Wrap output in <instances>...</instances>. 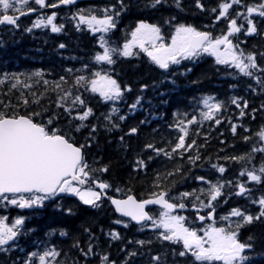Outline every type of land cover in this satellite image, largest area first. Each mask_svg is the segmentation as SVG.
Instances as JSON below:
<instances>
[{
    "label": "snow or ice",
    "instance_id": "snow-or-ice-1",
    "mask_svg": "<svg viewBox=\"0 0 264 264\" xmlns=\"http://www.w3.org/2000/svg\"><path fill=\"white\" fill-rule=\"evenodd\" d=\"M75 3L76 0H0V28L14 32L21 27V17L39 12L23 30L30 33L33 29L46 28L51 33H60L65 25L55 22L58 9L61 6H74ZM167 3L168 0H115L101 8L76 9L70 18L76 30L86 28L89 33L95 34L98 45L88 61H81L79 68L64 69L67 76L61 75L53 81L44 79L40 69L30 73H5L0 76V84L7 82L10 86L9 93L5 95H9L12 90L19 92L15 104L0 101L3 104L0 107V205L35 210L43 207L46 201L51 202L53 198L60 201L75 197L84 207L77 209L72 205L66 207L61 203L55 204L62 213L73 217L77 210L99 212L107 200L120 217L112 223L122 224L126 229L134 221L139 226L138 231L143 232L146 228L152 230L147 239H133L125 243L115 229H101L100 234L108 238L109 245L112 241L121 242L118 251L122 258L117 260L109 251L101 249L99 236L92 232L91 227H84L82 224L81 229L71 236V249L81 257L79 261L73 260L72 264H88L89 259L96 264H251L253 238L249 236L247 240L241 241L239 235L254 222L264 223V193L254 197L252 193L255 188L248 186V182H253L254 185L264 184V158L258 166L254 160L257 153L264 154V124L254 133L260 147L253 145L247 153L223 158L243 163L235 180L225 181L218 177L213 182L204 176H196L195 180L207 187H200L198 191L192 189L191 192H180L176 196L172 195L177 183L175 176L180 174L183 179L191 169L184 172L177 165L171 171L157 170L147 198L138 199L131 188L122 190L120 187L115 191L121 193L123 198H115L107 195L112 185L99 178L108 172L111 162L101 164L99 159L89 162L87 158L86 150L98 142V133L102 129L106 133L121 132L118 145L126 153L129 145L125 138L138 137L140 126L147 123V120L142 119L128 127L126 132L123 131L122 124L141 106L142 93L150 85L140 83L138 91L141 95H136L133 102L127 104L124 114H120L122 108L118 105L126 103V94L132 92L130 84L121 83L118 75L113 72L120 58H139L143 54L149 65L163 77V80L152 82L151 87L155 90L164 81L175 86L177 77L186 78L193 71V67H184L181 62L195 65L206 54L214 59V65L234 69L258 86L248 84L246 90L253 94L259 91V94L264 95V64L258 63V58L264 60V52L257 53L254 49L246 52L240 47L242 41L233 42L238 33H243L245 37L256 35L264 39V31L258 28L255 20L256 17L264 18V0L247 4L244 0H218L216 6L210 8H206L202 0H194L192 6L195 10L213 14V25L222 19L227 22L226 30L219 34L214 35L209 31L208 25H204L202 30L194 23L180 22L177 16L172 15L164 17L163 24L151 23L143 18L136 19L134 26H127L130 31L124 30L125 38L122 43L111 41V35L118 28L122 14L129 13L132 9L155 12ZM172 6L178 12L185 10L183 0H172ZM234 7L237 10L229 18L230 9ZM43 9L52 11L45 14L40 11ZM237 18L240 19L239 23ZM164 26H168V33L164 32ZM3 44L4 41L0 40V46ZM65 47L64 43L57 45L58 49ZM174 68L183 70L174 71ZM202 78H206L205 73H201L191 83L198 84ZM41 81L43 88L39 94L31 91L32 85H39ZM22 89L28 90L27 95ZM52 93L55 94V99H49V104L54 103L55 107L42 105L41 98H48ZM166 94L167 91L158 93L160 97ZM97 97L98 103L111 107L102 114V122L98 118L89 125L88 121L95 115L90 104ZM195 99L196 104L191 112L172 113L173 119L168 128L177 133L174 142L164 137L157 141L158 129H152L151 139L142 144L132 163L134 172L146 170L148 162L153 161L154 157L163 156L172 160L176 156L183 157L185 153L188 154L187 163L196 166L201 160L197 149L204 145H197L195 138L187 142L190 127L214 120L224 110V104L212 95H201ZM229 102L239 109V117L248 114V100L233 96ZM166 103L168 101L160 100V104ZM30 106H36L39 110L28 111ZM261 109L264 110V103L261 104ZM256 111V108L252 109L253 114ZM220 122V119H215L216 124ZM82 130H86L87 135L81 141L77 137ZM231 131L236 133L237 124L231 125ZM244 131L248 132L249 129L245 128ZM242 139L249 142L252 137L245 135ZM160 143L164 146H158ZM145 153L151 154L144 159L142 156ZM204 159L210 160L209 157ZM210 167L216 172L225 173V167L221 164L210 163ZM245 176L247 179L242 180ZM225 188L230 189L228 196L234 194L245 197L246 205L231 208L217 221L214 214L220 199H228V196H224ZM233 188L234 193L231 191ZM189 201L197 212L195 219L202 222L203 227L189 224L185 216L174 214V210L185 209ZM148 205H158V215H151L146 210ZM252 205L257 206L255 213L251 210ZM201 210H207V215H200ZM26 219L25 216H18L9 224L5 217L0 216V264H8V254L17 248L18 237L26 234ZM55 231L57 230L52 229L45 236L50 237ZM59 235L67 237L69 233L59 229ZM81 236H86L87 239L81 240ZM40 244L42 250L29 251L23 264H68L67 253L61 258L62 250L49 240H42Z\"/></svg>",
    "mask_w": 264,
    "mask_h": 264
},
{
    "label": "trees",
    "instance_id": "trees-1",
    "mask_svg": "<svg viewBox=\"0 0 264 264\" xmlns=\"http://www.w3.org/2000/svg\"><path fill=\"white\" fill-rule=\"evenodd\" d=\"M114 2L115 0H89L80 1L75 3L74 6H61L58 9V17L55 21L58 24L65 25L64 30L60 33H51L46 28L33 29L30 33L25 32L23 30L24 27L29 26L32 20L40 14L39 12L21 17V27L14 32H7L5 29L0 28V40L4 41V44L0 46V76L5 73H30L36 69H40L44 74V79L53 81L57 80L61 75L67 76L64 69L81 67V61H88L98 49V45L95 42V34L89 33L86 28H83L81 31L76 30L70 19L73 11L89 7L101 8ZM202 2L206 8H210L215 7L218 0H202ZM254 2H257V0H244L245 4ZM192 5H194V0H183L185 10L178 12L172 6V0H168V3L163 5L159 11L132 9L129 13L122 14V18L118 22V28L111 35V41L116 44L122 43L125 38L124 30L130 31V27L127 26H134L136 19L143 18L151 23L163 24V18L172 15L177 16L180 22L187 21L194 23L202 30L204 25H208V30L212 31L214 35L219 34L222 30H226L227 22L225 20L222 19L213 25L212 20L214 16L212 13H201L199 10H195ZM235 10H237L235 7L230 9L229 18L235 14ZM40 11L50 14L52 9ZM237 20L239 23L240 19L237 18ZM255 20L258 28L264 31V18L256 17ZM168 31V26H164V32L168 33ZM241 41L243 43L240 44V47L246 52L253 49L257 53L264 52V39L260 36L245 37L243 33H238L233 38V42L238 43ZM60 43H64L66 47L58 49L57 45ZM181 63L184 67H193L192 73L186 78L177 77L175 86L171 85L169 81H164L162 84H158L155 90L151 87L152 82L154 80H163V77L149 65L147 58L143 54H140L139 58H120L114 66L113 72L118 75L120 82H127L132 88V92L125 96L126 103L118 105L122 108L120 114H124L127 110V104L132 103L136 95H141L138 91L140 83L148 84L150 87L142 93L143 100L141 106L135 113L130 114L126 123L122 124L123 131L126 132L128 127L136 124L138 121L142 119L147 120L145 125L140 126V135L138 137L125 138V142L129 145L126 153L118 145V138L122 133L119 131L106 133L103 129L98 133V142L86 150L89 162L94 159H99L101 164L111 162L108 172L99 177L112 185L107 193L108 196L123 198L121 193L115 191L117 187H120L122 190L131 188L133 194L138 199L142 197L147 198L149 191L152 190V180L156 171H171L177 165H180L184 172H188L189 169L191 171L183 179H181L180 174L175 176L177 183L172 192L173 196L178 195L180 192H191L192 189H197L198 191L200 187H207V185L197 182L195 180L196 176H204L213 182L218 177H222L225 181L235 180L240 168L244 166L243 163L230 162L223 158L247 153L253 145L256 147L261 146L254 133L264 124V110L261 109V104L264 103V95L259 94V91L253 94L250 90H246L248 84H252L258 88L255 82L239 75L234 69L225 68L223 65H214V59L206 54L195 65L186 61H182ZM258 63L264 64V60L258 58ZM104 67L107 66L105 65ZM175 70L182 71L183 69L174 68ZM201 73H205L206 78H202L198 84H192L191 81L197 79ZM28 82L32 83L31 81ZM229 85H235V87H229ZM9 87L7 82L0 84V101L4 104H15L19 92L12 90L9 95H5V93H9ZM42 88L43 84L41 81L39 85L33 84L31 91L39 94ZM22 91L27 95V89H22ZM166 91L167 94L163 97L158 95V93ZM201 95H212L219 101H222L224 110L215 118L220 119L221 122L219 124H216L214 119L212 121L197 123L190 127V137L187 142H191V139L195 138L197 145H204L203 148L197 149L201 160L197 162L196 166L193 167L187 163L188 154L185 153L183 157L176 156L172 160H168L163 156L154 157L153 161L148 162L146 170L134 172L132 163L135 160V156L139 153L142 144L151 139L152 129H158L156 133L157 141L161 137H164L165 139L170 138L174 142L177 133L174 129L168 128V124L173 119V111L191 112L196 104L195 98ZM233 96H240L248 100V114L244 117H239V109L229 102ZM49 99L54 101L55 94H49L48 98L42 97L41 104L54 108V103L49 104ZM161 99L168 101V103L160 104ZM97 101L98 97L97 100L91 101L90 106L93 107L95 115L88 121L89 125L96 122L98 118L102 122V114L108 111V107H111V105L105 106L102 102L98 103ZM2 106L3 104H0V107ZM253 108L257 109L254 114L252 113ZM37 110L39 109L36 106H30L28 109V111ZM20 111L23 114V107H21ZM233 123L237 124L235 134L231 131ZM245 128H248L249 131L245 132ZM197 129H199V132H197ZM86 135V130H82L77 138L82 141ZM245 135L252 137L251 141L245 142L242 139ZM221 141L224 143H221ZM158 146L163 147L164 144L160 143ZM221 149L223 151H220ZM150 154L145 153L142 158L146 159L147 155ZM205 157H209L210 160L204 159ZM262 158H264V154L262 153L255 155L254 160L257 166L260 164ZM210 163L223 165L225 173L216 172L215 169L210 167ZM241 179L246 180L247 177L245 176ZM248 186L255 188V191L252 193L254 197L260 193H264V184L254 185L253 182H248ZM229 191L230 189L225 188L224 196H228ZM231 191L234 193L235 189L233 188ZM57 203H61L66 207L72 205L77 209L84 207L80 205L75 197L60 201L53 198L51 202L46 201L43 207L35 210L20 209L11 205L7 207L0 205V216L5 217L7 223L11 224L13 219L18 216L27 217L24 224V233L26 234H21L18 237L17 248L8 254L10 256L8 264H14V262L15 264H23V259L29 251L42 250L40 242L45 239L62 250L61 258H64V254L67 253L68 264H72L73 260H81L78 253L71 249V236L81 229L82 224L84 227H91L92 232L99 236L101 249L109 251L112 257L117 260L122 258L118 251L121 247V242L112 241L109 245L107 243L108 238L100 234L101 229L104 231L115 229L120 233L125 243L133 239H147L152 234V230L147 228L143 232L138 231L139 226L132 222H130V226L126 229L122 224L112 223V221L120 217L107 200L104 201V206L99 212L95 210H77L76 215L73 217H69L57 209L55 207ZM245 205V197H237L233 194L228 196L227 200L220 199V204L214 215L218 221L219 217L227 213L231 208ZM186 208L181 213L186 217L187 222L197 227H203L195 219L197 212L196 210H191V201L188 202ZM251 210L255 213L257 206L252 205ZM159 211L160 209L157 207L149 208L151 215H158ZM199 214L206 216L207 210H201ZM28 229H32L33 231L28 232ZM52 229H56L57 231L50 237H46L45 233ZM59 229H64L69 233V236L61 237ZM249 236L253 238L254 243V251L250 254L251 264H264V223L254 222L251 226L246 227L241 231L239 239L245 241ZM85 239H87L86 236H81V240ZM88 264H96V262L89 259Z\"/></svg>",
    "mask_w": 264,
    "mask_h": 264
},
{
    "label": "water",
    "instance_id": "water-1",
    "mask_svg": "<svg viewBox=\"0 0 264 264\" xmlns=\"http://www.w3.org/2000/svg\"><path fill=\"white\" fill-rule=\"evenodd\" d=\"M79 1H83V0H76V2H79ZM148 206H158V205H148ZM148 206H146V208L148 207ZM159 207V206H158ZM186 209V208H185ZM191 210H195V209H193V208H191ZM175 211V210H174ZM118 214V213H117ZM119 215V214H118ZM127 219V218H126ZM132 223H134L135 224V222L133 221Z\"/></svg>",
    "mask_w": 264,
    "mask_h": 264
},
{
    "label": "rangeland",
    "instance_id": "rangeland-1",
    "mask_svg": "<svg viewBox=\"0 0 264 264\" xmlns=\"http://www.w3.org/2000/svg\"><path fill=\"white\" fill-rule=\"evenodd\" d=\"M175 214V213H174ZM177 215H181V214H177ZM10 224V223H9Z\"/></svg>",
    "mask_w": 264,
    "mask_h": 264
}]
</instances>
